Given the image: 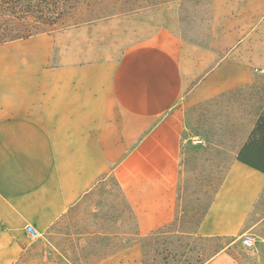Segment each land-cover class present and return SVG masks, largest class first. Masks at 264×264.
Listing matches in <instances>:
<instances>
[{
    "label": "crops",
    "instance_id": "0c3cea01",
    "mask_svg": "<svg viewBox=\"0 0 264 264\" xmlns=\"http://www.w3.org/2000/svg\"><path fill=\"white\" fill-rule=\"evenodd\" d=\"M263 24L264 0H212L206 43L163 28L106 54L90 26L77 25L0 44V264H17L34 239L28 227L40 238L106 176L140 238L173 224L189 113L251 98L238 152L264 116L261 64L244 56ZM263 191L264 173L236 159L198 227L202 238L232 242L206 264H237L232 248ZM138 257L131 247L100 264Z\"/></svg>",
    "mask_w": 264,
    "mask_h": 264
},
{
    "label": "rangeland",
    "instance_id": "374dc122",
    "mask_svg": "<svg viewBox=\"0 0 264 264\" xmlns=\"http://www.w3.org/2000/svg\"><path fill=\"white\" fill-rule=\"evenodd\" d=\"M14 2L0 0V44L35 31L60 35L66 29L83 25L90 26L89 34L105 46L106 54L123 53L163 28L183 39L206 43L212 16V0H31L22 5ZM41 13L48 15L44 25L39 19ZM49 18L53 22L50 26ZM247 51L246 58L261 64L256 70H264V24L250 38ZM258 75V98H262L264 75ZM224 101L228 103L227 109L220 107L219 103ZM249 105H254L251 98L235 94L189 113L184 134L183 178L173 224L140 238L122 191L113 178L106 176L40 238L29 239L17 264H100L131 247L139 249L133 264H206L232 242L202 238L198 227L250 129L245 115ZM255 112L259 114L258 110ZM248 225L247 237L252 246L246 248L244 239L239 240L232 254L237 264H264V191Z\"/></svg>",
    "mask_w": 264,
    "mask_h": 264
},
{
    "label": "trees",
    "instance_id": "16d2710c",
    "mask_svg": "<svg viewBox=\"0 0 264 264\" xmlns=\"http://www.w3.org/2000/svg\"><path fill=\"white\" fill-rule=\"evenodd\" d=\"M14 1H15L14 3H17L18 5H22L31 0H14ZM41 1L45 3L55 2V0H41ZM62 15H64L63 12H62ZM41 16L42 17H39V19L43 22V25H44V19L47 18L48 15L41 13ZM60 16L61 14L58 15L59 18ZM88 22H91V21H88ZM51 24H53V22L49 18L48 26H50ZM49 33L50 32L48 31H41V30L37 32L35 31L28 36L12 39L9 42L15 41V40L28 39L33 36H37L40 34H49ZM4 43H7V42H3L1 44H4ZM237 160L261 173H264V116L260 119V121L256 125V128L252 133L250 141L246 145H244L243 148L240 150Z\"/></svg>",
    "mask_w": 264,
    "mask_h": 264
},
{
    "label": "built area",
    "instance_id": "2783aa9c",
    "mask_svg": "<svg viewBox=\"0 0 264 264\" xmlns=\"http://www.w3.org/2000/svg\"><path fill=\"white\" fill-rule=\"evenodd\" d=\"M258 73L264 75V70H259ZM27 232L32 238H38L39 236L36 232H34L32 227H28ZM243 244L246 248H249L252 246V240L249 237H247L244 239Z\"/></svg>",
    "mask_w": 264,
    "mask_h": 264
}]
</instances>
